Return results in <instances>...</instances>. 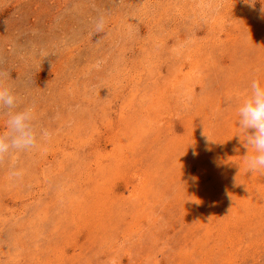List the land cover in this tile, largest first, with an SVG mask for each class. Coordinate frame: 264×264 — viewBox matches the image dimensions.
<instances>
[{
    "label": "rangeland",
    "instance_id": "obj_1",
    "mask_svg": "<svg viewBox=\"0 0 264 264\" xmlns=\"http://www.w3.org/2000/svg\"><path fill=\"white\" fill-rule=\"evenodd\" d=\"M262 9L0 0V80L51 133L0 165V264H264L237 114L264 84Z\"/></svg>",
    "mask_w": 264,
    "mask_h": 264
},
{
    "label": "clouds",
    "instance_id": "obj_2",
    "mask_svg": "<svg viewBox=\"0 0 264 264\" xmlns=\"http://www.w3.org/2000/svg\"><path fill=\"white\" fill-rule=\"evenodd\" d=\"M104 23L102 17L98 19L97 30H103ZM19 103L18 95L0 80V116L6 117L7 126L6 131L0 132V165L14 154L37 149L51 137L47 129H37L34 107L18 110ZM237 114L239 128L246 133L241 142L247 149L244 156L247 169L251 174L264 172V84L259 79L250 82L248 94L238 105ZM11 175L19 177L21 172L13 170Z\"/></svg>",
    "mask_w": 264,
    "mask_h": 264
}]
</instances>
